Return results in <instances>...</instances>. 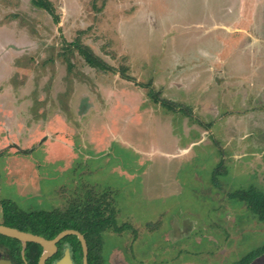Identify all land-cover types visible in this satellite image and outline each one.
Wrapping results in <instances>:
<instances>
[{"label":"rangeland","instance_id":"374dc122","mask_svg":"<svg viewBox=\"0 0 264 264\" xmlns=\"http://www.w3.org/2000/svg\"><path fill=\"white\" fill-rule=\"evenodd\" d=\"M42 1L0 0V224L106 197L136 264L260 250L264 0Z\"/></svg>","mask_w":264,"mask_h":264},{"label":"flooded vegetation","instance_id":"af4514ba","mask_svg":"<svg viewBox=\"0 0 264 264\" xmlns=\"http://www.w3.org/2000/svg\"><path fill=\"white\" fill-rule=\"evenodd\" d=\"M85 220L80 218V221ZM87 222V231L72 229L84 240L86 251H83L79 238L75 235H68L53 243L50 251L33 242L21 243L16 239L1 236L0 238V264H136L132 253L115 246L104 250L102 242L98 251L94 250V225L91 217ZM2 226L17 229L21 232L38 236L47 241L53 240L56 236L53 229L48 225L36 220L15 222L10 220V225ZM134 263H133V260ZM254 262V261H253ZM139 264V263H138Z\"/></svg>","mask_w":264,"mask_h":264},{"label":"trees","instance_id":"16d2710c","mask_svg":"<svg viewBox=\"0 0 264 264\" xmlns=\"http://www.w3.org/2000/svg\"><path fill=\"white\" fill-rule=\"evenodd\" d=\"M32 1L35 7L44 9L47 12L49 11V7L46 4H44L42 0H32ZM54 21L57 22V18H55ZM83 57L85 61L88 64L94 66V68L98 67L99 69H104L100 63H97V61L93 56L84 53ZM237 196L241 201V203H243V205L247 208V210L256 216L257 221L261 224H264V194L251 189L247 192L237 193ZM106 199H107L106 197L100 198L97 201V205L90 204L88 203L87 200L85 204L69 209V211L63 214H59V213L57 214L55 212H52L51 216L49 217L47 216L46 219H43L39 222H42L48 225V227H51L53 229V234L49 237L51 238L64 230H72V229L80 228L83 231H87L88 220L86 219H89L91 217L94 225L93 246H94V250L98 251L99 244L100 242H102L101 233L106 229L114 228L111 225V219L115 218V212H116L115 209L113 208L114 203L109 205L108 202L105 201ZM111 200H113L112 196H111ZM107 210L109 212L108 217H106V219H103L102 216L104 215V212H106ZM53 214L55 215V217L52 216ZM80 218H84L85 220L80 221ZM34 220L36 219H33V221ZM17 221L25 222V220H17ZM118 230H121V228H119ZM263 254H264V246L260 250L258 249L251 255L245 257L243 260H240L237 264H251L254 260L262 256Z\"/></svg>","mask_w":264,"mask_h":264},{"label":"water","instance_id":"95a60500","mask_svg":"<svg viewBox=\"0 0 264 264\" xmlns=\"http://www.w3.org/2000/svg\"><path fill=\"white\" fill-rule=\"evenodd\" d=\"M0 235L4 237H8L11 239H16L20 241L21 243L25 244L26 242H33L36 243L44 248L45 251H50L52 248V245L54 242L60 240L61 238L68 236V235H75L79 238L83 251H86L85 243L83 238L75 231L73 230H64L60 232L53 240L47 241L43 238H40L38 236H34L28 233L21 232L17 229L6 227L0 225Z\"/></svg>","mask_w":264,"mask_h":264},{"label":"crops","instance_id":"0c3cea01","mask_svg":"<svg viewBox=\"0 0 264 264\" xmlns=\"http://www.w3.org/2000/svg\"><path fill=\"white\" fill-rule=\"evenodd\" d=\"M44 149H46V148H44ZM45 153H47V152H45ZM29 166L31 167V163H30ZM32 166H33V165H32ZM104 236H106V235H104ZM104 236L102 235V238H104ZM262 256H264V254H263ZM262 256H260L259 258H261ZM259 258H257V259H259ZM257 259H256V260H257ZM254 261H255V260H254ZM252 263H253V262H252ZM252 263H251V264H252Z\"/></svg>","mask_w":264,"mask_h":264}]
</instances>
